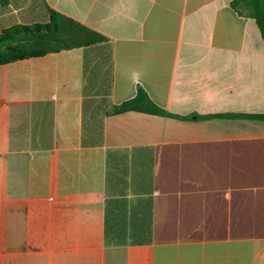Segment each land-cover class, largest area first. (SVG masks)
<instances>
[{
	"label": "crops",
	"instance_id": "1",
	"mask_svg": "<svg viewBox=\"0 0 264 264\" xmlns=\"http://www.w3.org/2000/svg\"><path fill=\"white\" fill-rule=\"evenodd\" d=\"M48 7L109 42L0 66V264H264V40L232 0Z\"/></svg>",
	"mask_w": 264,
	"mask_h": 264
},
{
	"label": "trees",
	"instance_id": "2",
	"mask_svg": "<svg viewBox=\"0 0 264 264\" xmlns=\"http://www.w3.org/2000/svg\"><path fill=\"white\" fill-rule=\"evenodd\" d=\"M8 2L9 0H0V3L4 5ZM231 7L238 15L255 20L264 40V0H232ZM48 14L46 22L13 25L0 34V66L109 42V38L102 33L49 7ZM128 112L186 121L195 118L196 120L246 119L264 122V114H226L203 117L175 115L158 106L141 86L138 87L134 98L113 106L107 115H120Z\"/></svg>",
	"mask_w": 264,
	"mask_h": 264
},
{
	"label": "rangeland",
	"instance_id": "3",
	"mask_svg": "<svg viewBox=\"0 0 264 264\" xmlns=\"http://www.w3.org/2000/svg\"><path fill=\"white\" fill-rule=\"evenodd\" d=\"M12 3H13V6H12L13 8H17V7L28 8L30 7L31 4H33L31 0H13Z\"/></svg>",
	"mask_w": 264,
	"mask_h": 264
}]
</instances>
